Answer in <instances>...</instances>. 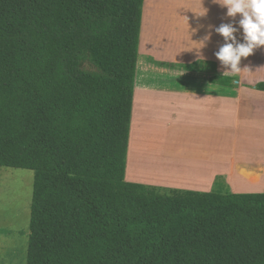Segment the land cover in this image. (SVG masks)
Here are the masks:
<instances>
[{
	"label": "trees",
	"instance_id": "obj_1",
	"mask_svg": "<svg viewBox=\"0 0 264 264\" xmlns=\"http://www.w3.org/2000/svg\"><path fill=\"white\" fill-rule=\"evenodd\" d=\"M142 5L0 0V168L34 173L25 264H264V191L125 181Z\"/></svg>",
	"mask_w": 264,
	"mask_h": 264
},
{
	"label": "crops",
	"instance_id": "obj_2",
	"mask_svg": "<svg viewBox=\"0 0 264 264\" xmlns=\"http://www.w3.org/2000/svg\"><path fill=\"white\" fill-rule=\"evenodd\" d=\"M203 9H207V14L200 16ZM226 11L213 0H143L126 153V182L156 189L208 193L213 189L215 179L221 177L225 188L232 190L230 193H255L252 191L262 187L249 181L248 167L253 161L240 162L233 157L237 155L234 144L239 131L237 116L244 108L252 117L255 109L246 96L259 98L254 95L256 83L253 79L262 68L256 54L263 48L242 58L239 65L242 72H226L230 68L222 67L215 56L224 39L214 29L222 23H233L238 27L239 21V16L235 19L227 17ZM209 33L210 39L199 48L198 44ZM236 36L243 42L242 30ZM149 73L165 76L164 81L156 85L137 82ZM214 76L236 79L237 98L231 91L234 87L207 82ZM249 81L253 85H249ZM233 113L234 120L230 122ZM225 131L231 132V139L227 135L226 142H229L226 145L229 156L215 159L214 140L223 138ZM183 132H188L191 138L183 137ZM179 139L182 143H195L205 157L166 156L157 152L156 157H151L153 152L148 150L149 159L147 164L141 165L142 171L147 174L156 171L157 178L139 176L135 171L139 170V164L134 157L141 144L159 148L168 142L175 143L179 153Z\"/></svg>",
	"mask_w": 264,
	"mask_h": 264
},
{
	"label": "rangeland",
	"instance_id": "obj_3",
	"mask_svg": "<svg viewBox=\"0 0 264 264\" xmlns=\"http://www.w3.org/2000/svg\"><path fill=\"white\" fill-rule=\"evenodd\" d=\"M261 48L263 49L261 50ZM261 48V51L256 54V59L260 68H262L260 72L258 71V74L254 76L253 80H255V83L264 82V47ZM164 77L149 73L143 79H137V82L156 85L163 82ZM249 85H253V83ZM249 85L248 89L251 90ZM236 89L237 85L231 90L232 94L235 96L234 98H237ZM254 93V95H257L259 98L253 99L251 96H246L250 102L252 101L251 104L255 109V111L252 112V117H250L249 113L244 108L241 109L240 114L237 116L239 131L237 132L236 141L234 142V144L236 143L235 151H237V155L235 154L233 158L239 159L240 162L243 160L253 161V165L248 167V177L252 184L262 185V187L252 191L259 193L264 191V93L257 90ZM230 117V122H232L234 120V113L231 114ZM225 133L228 132L225 131L222 134L223 138L214 140L213 151L215 159L217 157L227 158L226 156H229L226 146L229 142H226L228 136L229 140L231 139V132L226 135ZM168 134H170V132H168ZM183 137L187 139L191 138L188 132H183ZM182 141V139H179L181 144L179 153L177 152L175 143L168 142L163 147L160 146L159 148H156L157 145L148 148V146L141 144L138 155L135 154L134 157L137 164H139V170L135 169V171L138 172L141 177H143V175H151L150 178H157L156 171L148 172L149 174L142 171L143 167L141 165L147 164L146 162L149 159L148 155L150 153H147L148 150L153 152L152 155H149L151 157H156V152L165 154L166 156L183 155L192 158L205 157V155L201 153L202 149L196 146L195 143H182ZM224 166L222 168H224ZM33 180V171L5 167L0 168V264H25ZM179 180L183 181L184 179ZM225 187L223 179L217 177L211 192H216L218 190L223 193L232 192L231 189ZM157 190L159 193L163 194L166 193L167 189L157 188Z\"/></svg>",
	"mask_w": 264,
	"mask_h": 264
},
{
	"label": "clouds",
	"instance_id": "obj_4",
	"mask_svg": "<svg viewBox=\"0 0 264 264\" xmlns=\"http://www.w3.org/2000/svg\"><path fill=\"white\" fill-rule=\"evenodd\" d=\"M213 3L226 8L227 17L235 19L239 16L238 27L233 23H222L215 27V32L224 39V44L215 56L222 67L230 68V71L226 72H242L239 67L242 58H247L257 48L264 47V0H213ZM206 14L207 9H203L202 14L199 15ZM241 30L243 42H239L236 36ZM210 36L209 33L204 37L198 44L199 48L205 46V41L209 40ZM249 83L253 82L249 81Z\"/></svg>",
	"mask_w": 264,
	"mask_h": 264
}]
</instances>
